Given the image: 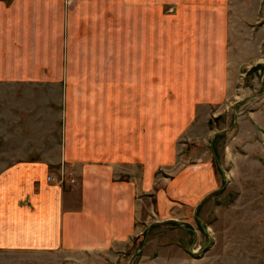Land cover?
<instances>
[{"label":"crops","instance_id":"crops-1","mask_svg":"<svg viewBox=\"0 0 264 264\" xmlns=\"http://www.w3.org/2000/svg\"><path fill=\"white\" fill-rule=\"evenodd\" d=\"M89 1L0 0V91L7 100L0 110L7 131L0 151L8 152L0 159V250L58 253L67 264H86L88 257L118 263L138 234V220L151 210L154 169L169 161L164 129L160 145L153 142L151 95L132 98L127 107L113 96L106 105L117 108L99 111L83 90L74 94L66 30L71 9ZM130 6L144 8L145 25L154 6L176 9L174 46L198 93L185 102L203 105L207 122L225 110L231 81L264 63V0H130ZM150 39L146 32V46ZM143 81L147 74L135 75L136 84ZM14 118L23 126L12 132ZM26 127L29 137L42 129L56 135L57 128L61 142L50 150L58 155L42 159L39 137L33 145L20 139L15 147L26 158L14 161L9 135L22 137ZM201 162L200 170L181 175L195 194L217 181L209 157ZM61 166L75 183L71 175L63 181Z\"/></svg>","mask_w":264,"mask_h":264},{"label":"rangeland","instance_id":"rangeland-1","mask_svg":"<svg viewBox=\"0 0 264 264\" xmlns=\"http://www.w3.org/2000/svg\"><path fill=\"white\" fill-rule=\"evenodd\" d=\"M89 2L88 7L71 9L72 23L66 30V63L70 55L74 94L83 90L89 107L97 102L99 111L117 108L106 105L113 96L120 95L121 106L127 107L130 99L151 95L154 145H160L164 129L162 143L169 146L168 163L154 169L151 210L138 220V234L125 257L108 264H264V63L246 68L231 81L235 88L225 110L220 108L222 112L207 122L203 105L185 102L186 96L198 93L194 81L186 79L188 63L182 51L174 46L176 9L154 6L152 23L145 25L144 8L131 7L130 0ZM146 32L151 36L147 46ZM230 69L235 76L234 66ZM138 74H147V81L136 84ZM6 101L2 94L0 110ZM3 122L0 146L7 139ZM10 122L12 132L18 124L23 126L17 119ZM27 128L22 137L9 135L14 161L26 158L25 151L15 147L20 139L31 145L39 137L42 159L58 155L50 150L61 142L57 128L56 135H44L47 129H42L31 137ZM7 154L0 151V159ZM205 155L217 181L195 194L193 184L181 175L200 170ZM60 172L64 182L72 174L63 166ZM64 258L58 253L0 250V264H67ZM94 259L88 257L86 264H98Z\"/></svg>","mask_w":264,"mask_h":264},{"label":"water","instance_id":"water-1","mask_svg":"<svg viewBox=\"0 0 264 264\" xmlns=\"http://www.w3.org/2000/svg\"><path fill=\"white\" fill-rule=\"evenodd\" d=\"M212 150H214L213 144H212ZM170 220H174V219H170ZM176 220V219H175ZM177 221V220H176ZM135 256V255H134ZM132 262V261H131ZM131 264V263H130Z\"/></svg>","mask_w":264,"mask_h":264}]
</instances>
